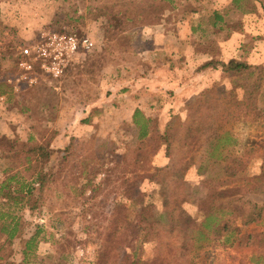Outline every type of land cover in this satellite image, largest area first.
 Instances as JSON below:
<instances>
[{
	"label": "rangeland",
	"instance_id": "rangeland-1",
	"mask_svg": "<svg viewBox=\"0 0 264 264\" xmlns=\"http://www.w3.org/2000/svg\"><path fill=\"white\" fill-rule=\"evenodd\" d=\"M179 18L187 26V44L178 50L185 56L167 62L171 22ZM48 31L86 35L93 46L60 76L36 61L24 68L20 48ZM263 50L264 0H0V149L27 140L62 148L72 140L71 161L79 165L45 189L37 215L42 230L25 264H255L254 246L231 244L233 234L230 240H196V234L215 204L264 203V61L244 59ZM230 56L249 67L223 70L220 58ZM207 57L219 63L202 67ZM171 77L189 87L166 89ZM251 101L257 108L250 113ZM135 108L154 124L146 144L158 146L138 162ZM23 161L22 154L12 157L0 169ZM231 161L234 174L225 169ZM124 174L139 178L135 198L122 191ZM255 177L260 191L244 189ZM116 202H125L118 231ZM23 218L34 220L28 212ZM230 219L241 236L255 226ZM108 231L122 241L107 239ZM113 243L108 257L105 246ZM19 249V240L10 242L0 229V264L20 262ZM263 261L264 255L257 264Z\"/></svg>",
	"mask_w": 264,
	"mask_h": 264
},
{
	"label": "trees",
	"instance_id": "trees-1",
	"mask_svg": "<svg viewBox=\"0 0 264 264\" xmlns=\"http://www.w3.org/2000/svg\"><path fill=\"white\" fill-rule=\"evenodd\" d=\"M216 18H220V15L216 14ZM194 27L195 26H193V30L197 31L198 25L196 29ZM210 63L212 62H207L204 65H209ZM220 65L223 70L233 72H238L249 67L247 62L235 58H230L226 62H220ZM249 108L250 113L257 108L254 101L253 103L251 101ZM131 120L132 124L137 127L136 138L138 144L134 149L135 158L133 161L138 162L141 157L146 156L150 151L154 152L157 150L158 146L151 147L146 144V140L152 135L151 132L154 126L149 117L142 114L141 110L138 108H135ZM155 135L165 138L163 134L160 135L155 133ZM159 142H161V140H159ZM73 150L72 140L68 141L62 148L53 147L45 140H27L26 143L20 146H16L12 143L6 149H0V165L12 163V157H20L21 154L24 158L19 168L12 169L4 166L3 169H0V229L10 242H14L15 239L19 240V251L23 257L20 261L21 263L18 262L16 264H25L26 256L31 252L35 253L34 251L39 239L38 234L42 230L37 221V215L40 213L43 205L45 189L52 184L55 185V182L59 180L65 182L70 174H75L73 173V168L79 167L75 161H71V156L74 153ZM232 159L236 161L237 164H241V156H233ZM236 163L231 161L226 164L225 169L229 173L234 174L236 172ZM147 174L154 176L153 174ZM136 176L137 174L131 177L125 174L121 176V187L124 195L136 197L138 186H135V184H137L139 180V178L136 179ZM259 178L255 177L254 182H250L244 189L260 191L263 184L262 182L260 184L258 183L260 182ZM133 186L134 189L131 188ZM63 189L67 191L66 186H64ZM124 203L125 202H123V204H121V202H116V206L112 209V220L113 222H117L115 231H118L117 229L120 228V224L125 221ZM149 206V204H145L137 213V221L140 222L145 218V212L148 210L147 208ZM263 209L264 203L262 206H257V204L251 203L249 200H240V198H231L224 203L215 204L212 206V209L205 211L198 226L196 240L202 238L206 239V237L208 240L209 238L219 239L220 236H226L225 240H230L229 236L233 234L231 241H229L231 244L239 243L254 246L251 260L253 263L257 264L259 258L264 255V225H260ZM16 210H20L21 215L16 214ZM24 212H28L34 220H25V218H23ZM219 214L224 217L223 220L219 218ZM235 216L246 219L247 222L244 224L253 222L255 226L246 230L244 235L241 236L238 233V227L230 224V217ZM257 224H259V226H256ZM33 226L35 227L34 229ZM133 228L134 233L137 232L138 227L134 226ZM205 231L208 233L207 236H205ZM112 234L111 231H108L106 233L107 239L114 242L122 241L118 235L112 237ZM116 245L117 244L113 243L110 246H105L103 254L105 252L107 254L108 251L109 257ZM121 255L117 256L116 254V258L122 260L127 256L125 252Z\"/></svg>",
	"mask_w": 264,
	"mask_h": 264
},
{
	"label": "built area",
	"instance_id": "built-area-1",
	"mask_svg": "<svg viewBox=\"0 0 264 264\" xmlns=\"http://www.w3.org/2000/svg\"><path fill=\"white\" fill-rule=\"evenodd\" d=\"M92 46L93 40L89 36L48 31L37 42L20 48V65L30 68L31 62L36 61L47 73L60 76L81 49H90Z\"/></svg>",
	"mask_w": 264,
	"mask_h": 264
},
{
	"label": "crops",
	"instance_id": "crops-1",
	"mask_svg": "<svg viewBox=\"0 0 264 264\" xmlns=\"http://www.w3.org/2000/svg\"><path fill=\"white\" fill-rule=\"evenodd\" d=\"M172 14H174V12L172 11ZM196 19V17L195 16H192V18H191V21H193V20H195ZM172 21L173 22H171V26L173 27V33H174V35L170 38V41H171V46H170V50H168V53L169 54H165V55H167L166 57L167 58H165V57H163L165 60H167V62H176V60H175V58L177 59V60H179L180 62L181 61H183V59H184V51L182 52V50L180 51V52H178V50L179 49H181L182 47H184V45L186 46V44H187V41H186V39H185V36L182 34L184 31H185V28L187 27L186 26V24L185 23H183V21L185 22V20H183L182 21V19H178V20H176V19H172ZM179 21V22H178ZM193 24H191V23H189V28H190V30L191 29H193V26H192ZM162 27V26H161ZM171 27V28H172ZM195 29L197 28L196 26L194 27ZM184 29V30H183ZM238 36V35H237ZM244 36H246V34H244ZM251 57H253L254 56V59H257V60H251V57H249V58H247L246 56H245V58L244 59H247V61L248 62H253V63H256V64H258V63H261V62H263L264 61V50L262 51V53H259V52H256V51H252L251 52V55H250ZM235 56H230L229 58H220V61L221 62H226L228 59H230V58H234ZM239 58V57H238ZM163 59V60H164ZM239 60V59H238ZM207 62H212V63H210L209 65H204L205 63H207ZM218 64L219 62H217V61H215V60H211L210 59V57H207V58H204L203 60H202V62H201V66L203 67V66H206V67H208V66H210V67H213L214 66V64ZM216 64V65H217ZM177 79H179V78H177V77H171L170 78V81H168L167 82V86H166V89H170V90H175V87H179V85L181 84V88L183 89V88H188L189 87V85H187L188 83H187V81L185 82V83H177ZM185 88V89H186ZM194 88V87H193ZM181 89V90H182ZM189 90V89H188ZM193 91V90H192Z\"/></svg>",
	"mask_w": 264,
	"mask_h": 264
}]
</instances>
